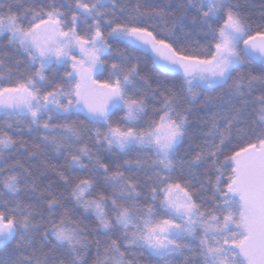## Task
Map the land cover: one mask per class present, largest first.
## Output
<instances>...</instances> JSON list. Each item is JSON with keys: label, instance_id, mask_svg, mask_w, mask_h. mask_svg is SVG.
Wrapping results in <instances>:
<instances>
[{"label": "snow or ice", "instance_id": "obj_1", "mask_svg": "<svg viewBox=\"0 0 264 264\" xmlns=\"http://www.w3.org/2000/svg\"><path fill=\"white\" fill-rule=\"evenodd\" d=\"M0 264H264V0H0Z\"/></svg>", "mask_w": 264, "mask_h": 264}, {"label": "trees", "instance_id": "obj_2", "mask_svg": "<svg viewBox=\"0 0 264 264\" xmlns=\"http://www.w3.org/2000/svg\"><path fill=\"white\" fill-rule=\"evenodd\" d=\"M248 2H249V5L253 7V10L258 13L260 5L262 3V0H248ZM142 69L144 72H148L151 70L153 72V74H155V70L152 69V65L150 63L142 64ZM213 95H214V93H213Z\"/></svg>", "mask_w": 264, "mask_h": 264}]
</instances>
